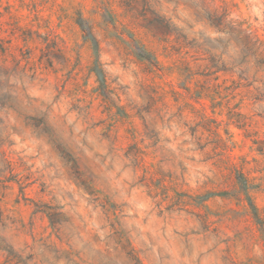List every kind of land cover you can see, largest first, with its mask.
I'll return each instance as SVG.
<instances>
[{"label": "rangeland", "instance_id": "1", "mask_svg": "<svg viewBox=\"0 0 264 264\" xmlns=\"http://www.w3.org/2000/svg\"><path fill=\"white\" fill-rule=\"evenodd\" d=\"M198 4L0 0V264H264V100Z\"/></svg>", "mask_w": 264, "mask_h": 264}, {"label": "trees", "instance_id": "2", "mask_svg": "<svg viewBox=\"0 0 264 264\" xmlns=\"http://www.w3.org/2000/svg\"><path fill=\"white\" fill-rule=\"evenodd\" d=\"M216 1L200 0L198 14L202 21L219 33L217 40L221 45L222 55L217 68L218 70H229L237 74L238 79L247 82V85L258 83L259 85L256 88L258 91L257 99L264 100V40L250 24L247 25L246 21L231 16L228 9L225 6L216 5ZM124 5L130 6V9L133 8L131 7V0H124ZM155 25L163 27L164 35L174 33L178 39H187L185 34L179 30L177 32L173 28L175 25L171 23L170 19H166L162 15H156L155 18L146 20L142 26L154 36H159L155 30V27H157ZM15 28H19V26L15 25ZM12 35H14V32ZM21 37L25 44L19 48L22 53L27 51L28 55L25 56V61L28 63L30 58L28 41L31 36L22 33ZM12 48V39H5L0 36V53L5 54ZM229 51H234V55H230ZM224 54L229 58L224 59ZM20 63L17 60V64ZM7 75L6 68L0 65V86L3 77H7ZM242 181L244 186L247 187L248 179L242 176Z\"/></svg>", "mask_w": 264, "mask_h": 264}]
</instances>
